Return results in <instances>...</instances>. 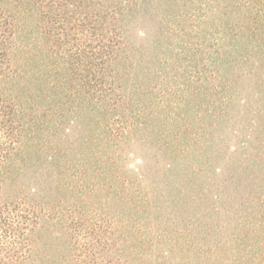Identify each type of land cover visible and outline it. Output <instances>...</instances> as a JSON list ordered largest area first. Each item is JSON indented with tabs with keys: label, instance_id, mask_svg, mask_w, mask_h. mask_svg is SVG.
Returning <instances> with one entry per match:
<instances>
[{
	"label": "trees",
	"instance_id": "16d2710c",
	"mask_svg": "<svg viewBox=\"0 0 264 264\" xmlns=\"http://www.w3.org/2000/svg\"><path fill=\"white\" fill-rule=\"evenodd\" d=\"M0 264H264V0H0Z\"/></svg>",
	"mask_w": 264,
	"mask_h": 264
},
{
	"label": "rangeland",
	"instance_id": "374dc122",
	"mask_svg": "<svg viewBox=\"0 0 264 264\" xmlns=\"http://www.w3.org/2000/svg\"><path fill=\"white\" fill-rule=\"evenodd\" d=\"M154 30V26L153 24L146 22V21H141L139 22L137 28L134 30V38L136 39V41L139 42H145L149 39H151V34ZM67 132V137L66 136H62L61 138L63 139H67L70 142H74L75 145L77 146L80 143V129L78 128H73L70 129L68 128V130H66ZM16 174L14 175V178H16V180L18 182H21L23 185H32L33 184V171H29V170H25V168H21L20 165L18 164L16 166Z\"/></svg>",
	"mask_w": 264,
	"mask_h": 264
}]
</instances>
